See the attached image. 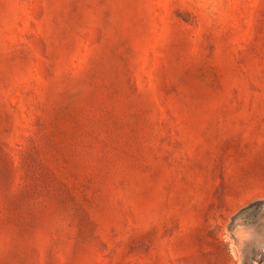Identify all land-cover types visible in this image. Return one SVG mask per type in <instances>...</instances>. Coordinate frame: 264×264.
Returning <instances> with one entry per match:
<instances>
[{"label": "rangeland", "instance_id": "374dc122", "mask_svg": "<svg viewBox=\"0 0 264 264\" xmlns=\"http://www.w3.org/2000/svg\"><path fill=\"white\" fill-rule=\"evenodd\" d=\"M0 264H264V0H0Z\"/></svg>", "mask_w": 264, "mask_h": 264}]
</instances>
